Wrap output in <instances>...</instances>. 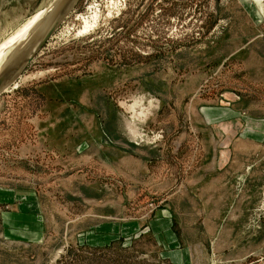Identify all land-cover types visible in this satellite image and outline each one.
Masks as SVG:
<instances>
[{"label": "rangeland", "instance_id": "374dc122", "mask_svg": "<svg viewBox=\"0 0 264 264\" xmlns=\"http://www.w3.org/2000/svg\"><path fill=\"white\" fill-rule=\"evenodd\" d=\"M53 1L0 0V69ZM263 80L264 0H78L0 95V264H264V134L207 111Z\"/></svg>", "mask_w": 264, "mask_h": 264}, {"label": "crops", "instance_id": "0c3cea01", "mask_svg": "<svg viewBox=\"0 0 264 264\" xmlns=\"http://www.w3.org/2000/svg\"><path fill=\"white\" fill-rule=\"evenodd\" d=\"M263 83H264V80H263ZM207 111H213V112L217 111L219 113L218 118L221 119L220 121H227L228 123L230 122V120H238V123H240L241 121H244V122L246 121L245 123L247 124V121H248V124L249 126H251V128H253V122H250V121H257L256 128H261V129H258L257 132L264 134V114L259 113L258 111H253V110L251 111L250 109L241 110L239 106H234V105H229V104L222 105L220 107H213L211 109H208ZM235 130H237L236 132V135H237L239 133V130L238 128H236ZM8 195L15 197L16 192L11 191V190H6V189H0V203L4 202L3 200L4 197ZM4 215H3V218L5 219L4 223L7 225V227H12L13 225L14 228H23L24 225H26V222H25L26 217L22 219L20 215H18L19 217L15 218V221L17 222H20V223L25 222V224L21 226L19 223L12 224L10 221H8L10 218L9 217L10 215H7V214H4ZM160 215L161 216L158 219L150 223V229L155 235L158 243L164 247H167V245H169V248L179 247L178 236L173 229L174 219L171 215V212L169 210H163ZM37 227L39 228L40 225H37ZM37 227H35V229ZM11 232L13 231L7 230V234ZM15 233L16 234L12 233V235L17 238L24 239V240H28L29 238L32 239L33 238L32 236L40 235V233H32V232L21 231L17 229ZM160 237L165 242V244L160 240Z\"/></svg>", "mask_w": 264, "mask_h": 264}, {"label": "bare ground", "instance_id": "6f19581e", "mask_svg": "<svg viewBox=\"0 0 264 264\" xmlns=\"http://www.w3.org/2000/svg\"><path fill=\"white\" fill-rule=\"evenodd\" d=\"M75 1L76 0H54L53 3H51V4L49 3L50 6H48V8L41 11L39 15H37L35 18H33V22L34 21L36 22L34 30H36V28L40 29L39 33H40V35H42V33L45 32L49 27H55L58 24L60 25L64 21V19L67 17L66 16L67 10L70 8V6ZM85 29H88V26ZM34 30H32V33L34 32ZM26 33L20 32V33L16 34V36H14L12 41H11L12 46L10 45V47H13L15 42L20 40V39H23V41L26 42L25 41L27 39ZM40 37L41 36H39V38L36 41H32L31 40L32 38L29 39L30 37L27 39L28 41H27L26 45L24 46V48L21 50V52L18 54V51H17L18 55L15 54V56L11 58L12 59L11 62L8 65L4 66L2 69H0V79L3 78L11 68H13L15 65H17L21 62V60L25 57V55L27 53H29L33 49V47L38 43V40L40 39ZM31 41H32V43H31ZM27 44H28V46H27ZM26 46H27V48H26Z\"/></svg>", "mask_w": 264, "mask_h": 264}, {"label": "water", "instance_id": "95a60500", "mask_svg": "<svg viewBox=\"0 0 264 264\" xmlns=\"http://www.w3.org/2000/svg\"><path fill=\"white\" fill-rule=\"evenodd\" d=\"M77 2L78 0H76L70 6V8L66 12V16L72 11V9L77 4ZM58 25L55 27H49L45 32L42 33V35H40V33L38 32L32 37L31 40L36 41L39 38V36H41L40 39L38 40V43L33 47V49L29 53L25 55V57L21 60V62L15 65L13 68H11L8 71V73L3 78L0 79V95L4 93L6 90H8L9 88H11L14 82L19 80L22 73L26 70V68L33 61L34 57L36 56L38 51L41 49V47L45 44V42L49 39V37L58 28Z\"/></svg>", "mask_w": 264, "mask_h": 264}]
</instances>
